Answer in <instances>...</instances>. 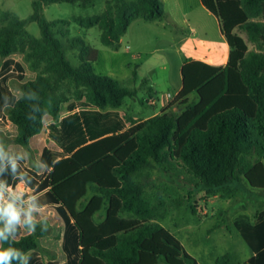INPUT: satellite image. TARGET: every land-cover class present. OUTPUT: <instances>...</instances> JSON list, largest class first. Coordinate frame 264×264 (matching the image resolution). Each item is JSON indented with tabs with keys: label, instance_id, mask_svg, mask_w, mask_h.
Segmentation results:
<instances>
[{
	"label": "trees",
	"instance_id": "16d2710c",
	"mask_svg": "<svg viewBox=\"0 0 264 264\" xmlns=\"http://www.w3.org/2000/svg\"><path fill=\"white\" fill-rule=\"evenodd\" d=\"M98 1L34 0L28 19L12 17L0 27L4 60L0 115L12 107L9 118L18 129L15 142L22 147L42 133L44 118L51 116L56 122L49 126V137L58 147L41 154L46 175L16 161L6 164L0 153V185L25 182L34 191L28 196L33 197L31 205L61 225L58 258L49 264H200L173 233L153 222L156 217L147 198L145 172L155 164L166 170L179 168L210 193L241 181L243 174L253 189L264 190V163L250 160L254 152L264 156V143L258 147L253 140L255 134L264 137V0H201L221 22L230 46L227 66L188 61L181 69L182 89L176 97L185 106L182 114L158 115L131 128L119 109L138 92L96 74L99 51L86 46L81 37L65 43L59 36L67 35L69 29L58 26L70 21H49L43 14L50 4L93 10ZM165 18L161 0H106L102 14L76 17L74 22L84 29L99 27L102 44L117 51L134 21ZM33 22L40 27V38L27 31ZM237 29L247 34L258 51L249 50ZM79 48L82 63L75 67L66 51ZM19 52L29 68L38 72L35 80L25 81V65L12 57ZM12 79L24 81L21 97L11 89ZM193 94L199 101L189 104ZM61 111L66 113L63 118ZM90 186L96 194L83 204ZM2 195L0 188V206L12 204L21 221L27 209L15 199L3 202ZM104 206L105 218L98 223L96 216ZM5 223L6 218L0 219V229ZM235 227L252 252L246 264H264V213L256 215L255 221L240 215ZM42 228L35 222V232L29 233L17 225L0 247L11 246L29 255L28 264H45L39 252V239L47 234ZM54 245L46 242L48 248ZM220 264H232L231 256Z\"/></svg>",
	"mask_w": 264,
	"mask_h": 264
},
{
	"label": "rangeland",
	"instance_id": "374dc122",
	"mask_svg": "<svg viewBox=\"0 0 264 264\" xmlns=\"http://www.w3.org/2000/svg\"><path fill=\"white\" fill-rule=\"evenodd\" d=\"M33 2L34 0H0V27L12 17L21 20L28 19L33 14ZM105 2L106 0L98 1L93 10H84L66 3L50 4L44 7L43 14L49 21L59 19L70 21L69 25L59 24L58 26L59 29L65 27L69 29L67 35L59 36L65 43L72 38L81 37L85 40L86 46L99 50V59L94 64L96 74L118 80L122 87L138 92L135 97L126 98L119 109L127 121L128 128L133 127L136 122L162 114L181 115L185 106L177 102V96H175L182 86V74L179 69L181 58L174 51L176 44L155 43L154 48H168V50L155 52L154 55L148 53V55H143L139 61L132 54L113 55L112 49L102 44V30L99 27L84 29L74 22L76 17L102 14L105 10ZM27 31L35 38L41 37L40 27L35 22L28 24ZM207 31H209L210 38L197 34L184 45V52L187 56L199 53L193 51L195 43L199 44V49H205L207 42L209 44L210 41L213 44L214 40L211 38L217 41L220 33L217 23H209ZM235 32L244 38L250 51H258L243 30L237 29ZM66 55L73 66L81 65L83 58L81 48L67 49ZM12 57L25 65V81L36 79L38 72L29 68L23 52L16 53ZM3 61L0 58V69ZM141 62L146 64L136 78L134 72ZM10 86L18 97L22 96L19 81H11ZM168 95L172 98L163 101ZM69 97L71 101H74L72 95ZM195 102H197L196 96L189 104ZM11 109L12 107L6 108L5 118H9ZM53 122L51 116H46L43 120L42 133L36 136L28 147H22L15 142L17 134L15 125L0 122V153L3 161L6 164L16 161L21 163L25 169H36L41 173L40 175L45 174V169L41 165V154L44 149L56 150L58 148L48 132ZM253 140L258 147L264 143V137L258 134L254 135ZM257 159L264 163V156L260 157L258 152H254L250 160L254 162ZM145 175L149 178L146 184L147 198L156 217L153 222L159 223L173 233L181 241L188 254L200 264H220L227 255L231 256L232 264H246L251 259L252 252L236 229L235 220L240 215H247L255 221L256 215L264 213V190L253 189L243 174L241 181L212 193L208 192L204 186H198L186 171L179 168L166 170L155 164L145 172ZM32 194L34 191L27 188L25 182H18L13 191L4 192L2 201L9 202L15 199L21 207L27 209L25 215L21 213V223L31 209V216L35 222L42 227L48 225L46 236L39 239V252L45 264H49L58 258L57 243L61 239L62 228L60 224L51 221L44 214V210L38 211L31 208L28 196ZM95 194L94 188L90 186L86 198L83 199V204H87ZM105 213L106 207L104 206L96 216L98 223L104 220ZM27 227V225L24 226L26 232H28ZM47 241H53L54 247L48 248Z\"/></svg>",
	"mask_w": 264,
	"mask_h": 264
},
{
	"label": "crops",
	"instance_id": "0c3cea01",
	"mask_svg": "<svg viewBox=\"0 0 264 264\" xmlns=\"http://www.w3.org/2000/svg\"><path fill=\"white\" fill-rule=\"evenodd\" d=\"M161 1L163 2L164 5L166 18L156 22H147L143 19H138L134 21L131 24L127 34L122 38L121 48L117 51L112 49L113 51L112 54L113 55L132 54V56L135 59L140 61L142 56L148 55V53L154 55L155 52L167 51L168 48H161V49L154 48V44L158 42H163V43L168 42V43L176 44V49L174 51L176 52L177 56L181 58L179 64L180 71L183 65L190 60H199L209 65L225 68L229 61L230 46L225 36L222 33L220 20L204 7L202 1L201 0H161ZM211 22L217 23L220 31L217 37V41L211 38V40H214L213 44L210 43V41L209 44L207 42V45L205 44V49L204 48L199 49V44L195 43L193 51L194 52L197 51L199 53L192 54L193 56H187L184 52V48H183L184 45L187 42H189L192 37H195L197 34H200L205 38H210L209 31L207 30H208V24ZM145 64L146 63L141 62L139 65L136 66V71L138 74L142 72V69ZM153 66L154 65H152V67ZM13 80L16 79L10 80L9 85ZM19 82L20 84H22L24 81H19ZM181 89L182 86L177 90L175 96L179 94ZM194 96L197 97V102H198L199 99L196 94L191 95L188 101L191 102ZM163 101H167V98H164ZM38 174L41 173L38 172ZM20 183H24V182L22 181ZM0 188L3 193L4 187L0 185ZM27 188L29 187L27 186ZM28 199L31 202L33 197H29ZM31 208L34 207L32 206ZM37 210L42 211L43 209H37Z\"/></svg>",
	"mask_w": 264,
	"mask_h": 264
},
{
	"label": "clouds",
	"instance_id": "9594fccd",
	"mask_svg": "<svg viewBox=\"0 0 264 264\" xmlns=\"http://www.w3.org/2000/svg\"><path fill=\"white\" fill-rule=\"evenodd\" d=\"M6 218V223L4 228L0 229V241H5L8 239L10 233L16 231V226L19 225L21 228H24L27 225V231L29 233L35 232V221L31 216V209L26 215L23 223L20 221V212L12 204H8L6 207L0 206V219ZM48 225H45L41 231H47ZM30 256L21 253L19 250L13 247H0V264H12L13 260H19L20 264H28Z\"/></svg>",
	"mask_w": 264,
	"mask_h": 264
},
{
	"label": "built area",
	"instance_id": "2783aa9c",
	"mask_svg": "<svg viewBox=\"0 0 264 264\" xmlns=\"http://www.w3.org/2000/svg\"><path fill=\"white\" fill-rule=\"evenodd\" d=\"M165 98H167V99H171L172 98V96L171 95H168L167 97H165ZM5 113V112H4ZM66 115V113L64 112V111H61V113H60V118H63L64 116ZM0 122H2V123H10V124H12V125H15L14 123H12L11 122V120H10V118H5V114H3V115H0ZM55 122V121H54ZM16 126V125H15ZM16 128H17V126H16ZM17 133H18V129H17ZM4 187V192L6 193V192H11V191H13V186H10V187H6V186H3ZM10 190V191H9ZM4 192H3V197H4ZM51 215H54V214H51Z\"/></svg>",
	"mask_w": 264,
	"mask_h": 264
}]
</instances>
